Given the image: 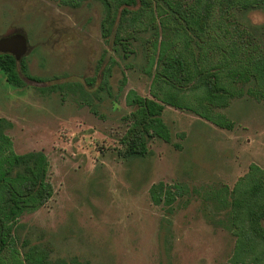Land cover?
Segmentation results:
<instances>
[{"label": "rangeland", "instance_id": "rangeland-1", "mask_svg": "<svg viewBox=\"0 0 264 264\" xmlns=\"http://www.w3.org/2000/svg\"><path fill=\"white\" fill-rule=\"evenodd\" d=\"M68 1L0 0V40H27L19 61L0 53L22 64L23 84L0 70V119L10 124L0 161L43 152L53 187L43 207L16 222L5 264H37V256L44 264H230L237 242L232 202L259 179L248 178L252 167L264 172V99L255 85L233 87L230 105L217 110L229 129L166 106L171 141L151 138L144 157L120 152L137 121L135 99L154 101L165 88L157 75L163 51L185 56L192 69L200 64L206 76H228L259 50L252 29L264 25V10L244 13L230 0L216 1L197 37L163 0H137L143 12L128 32L109 0L79 8ZM192 6L185 0L186 9ZM193 72L180 79L193 86ZM189 85L185 102L201 111V91ZM159 185L164 201L157 205L151 189Z\"/></svg>", "mask_w": 264, "mask_h": 264}, {"label": "trees", "instance_id": "trees-1", "mask_svg": "<svg viewBox=\"0 0 264 264\" xmlns=\"http://www.w3.org/2000/svg\"><path fill=\"white\" fill-rule=\"evenodd\" d=\"M87 0H72L66 2L72 8L81 7ZM216 1L220 0H192L193 6L186 9L185 0H163V4L169 8L174 19L182 21L185 30L195 32L197 37L203 36L208 27V16ZM223 1V0H221ZM239 11L244 13L252 10H264V0H230ZM107 2V0H105ZM142 6L149 5V0H141ZM110 8L115 10L114 19L121 9L122 31H130L132 19L137 22L136 16L143 10H136L137 0H109ZM111 16V15H110ZM139 17V16H138ZM116 20V19H115ZM106 28V26H104ZM252 31L259 38V50L252 49L246 59L240 60L236 67L229 70V75L224 76L220 71L214 74L204 73L208 71L200 68V64L193 66L185 56L172 57L168 50L161 53L158 76L164 89L154 96V101L136 98L137 121L123 142L124 150L120 155L127 157H144L148 153L147 141L151 138H159L170 142V131L162 119V113L166 106L178 110H193L201 118L214 123L223 129H229L230 123L217 110L226 108L235 97L234 88L238 84H254L264 99V40L261 31L264 25ZM120 30V29H119ZM120 31L122 34L123 32ZM187 34V32L185 31ZM119 34V35H120ZM121 49L126 50V44H121ZM152 51V50H151ZM194 61L198 62L195 55L191 54ZM154 56V54H153ZM254 56V57H253ZM180 60V62H178ZM151 62V56L150 60ZM185 65V66H182ZM22 66L10 55H0V70L7 74L8 80L13 85H23L20 80L19 67ZM187 67V69H186ZM190 69V71L188 70ZM188 71H194L196 77L188 76L194 89L200 90L201 111L191 108L183 97V89L189 84L180 79V75ZM22 74L27 75L25 67ZM191 85L188 88L192 89ZM10 124L0 119V149L9 144V138L5 130ZM253 169V170H252ZM49 163L43 152H30L22 155L8 154L0 161V264H5L3 253L13 242V233L16 222L26 212H33L43 207L53 195V187L48 181ZM248 178H259L254 181V186L240 197H235L232 202L233 216H237L233 223L237 230V242L233 259L230 264H264V172L257 167H252ZM163 185L154 186L151 189L152 200L160 205L163 199ZM166 203L172 202L171 192L165 193ZM244 224L243 226H241ZM247 224V226H246ZM235 233V234H236ZM37 264H44L42 257L35 258Z\"/></svg>", "mask_w": 264, "mask_h": 264}, {"label": "water", "instance_id": "water-1", "mask_svg": "<svg viewBox=\"0 0 264 264\" xmlns=\"http://www.w3.org/2000/svg\"><path fill=\"white\" fill-rule=\"evenodd\" d=\"M27 52V40L15 34L0 40V53L11 54L19 61Z\"/></svg>", "mask_w": 264, "mask_h": 264}]
</instances>
